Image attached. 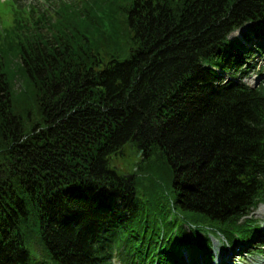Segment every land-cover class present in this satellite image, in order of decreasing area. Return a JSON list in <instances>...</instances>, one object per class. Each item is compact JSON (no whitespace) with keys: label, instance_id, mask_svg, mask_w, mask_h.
<instances>
[{"label":"trees","instance_id":"1","mask_svg":"<svg viewBox=\"0 0 264 264\" xmlns=\"http://www.w3.org/2000/svg\"><path fill=\"white\" fill-rule=\"evenodd\" d=\"M19 2L0 37V264L262 250L264 81L243 80L264 0Z\"/></svg>","mask_w":264,"mask_h":264},{"label":"rangeland","instance_id":"2","mask_svg":"<svg viewBox=\"0 0 264 264\" xmlns=\"http://www.w3.org/2000/svg\"><path fill=\"white\" fill-rule=\"evenodd\" d=\"M55 1L57 0H20L19 3L23 4L24 6L33 4L32 6L39 8L41 11L43 9L51 11V5ZM62 1L66 2L67 0ZM15 14H17V18H22V16L26 15H19L17 12H14L12 0H0V37L4 35V30L11 26ZM38 20L39 19L37 18L35 19L36 22H38ZM244 31L245 29L234 32L230 36V39L239 38ZM252 47H254L253 44ZM252 63L254 66L247 69L249 70L247 72L248 77L243 81L246 84L254 87L260 82L264 81V58L260 55H256L251 61V64ZM222 77L223 79H227L229 75L225 73L222 75ZM139 158V153L133 157L126 151V157L116 160L114 162V166L120 173L127 174V172H130V170L134 167V164ZM253 219L256 220V222L264 229V204L259 205V207L254 211ZM222 243H224L222 237H212L215 264H220L222 262H225L226 264H264V248L257 252H247L246 249L243 251L239 249L228 251L222 247ZM113 264H119L118 260H114Z\"/></svg>","mask_w":264,"mask_h":264}]
</instances>
